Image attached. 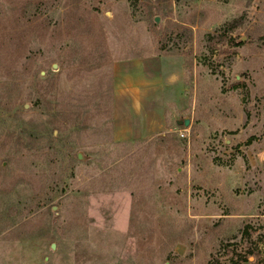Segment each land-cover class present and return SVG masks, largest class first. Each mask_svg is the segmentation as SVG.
I'll return each mask as SVG.
<instances>
[{"label": "rangeland", "instance_id": "rangeland-1", "mask_svg": "<svg viewBox=\"0 0 264 264\" xmlns=\"http://www.w3.org/2000/svg\"><path fill=\"white\" fill-rule=\"evenodd\" d=\"M263 156L264 0H0V264H264Z\"/></svg>", "mask_w": 264, "mask_h": 264}, {"label": "crops", "instance_id": "crops-1", "mask_svg": "<svg viewBox=\"0 0 264 264\" xmlns=\"http://www.w3.org/2000/svg\"><path fill=\"white\" fill-rule=\"evenodd\" d=\"M113 69L115 135L119 136L120 140L128 141L142 138L149 129L155 127L154 121L149 116L153 114V107H148L159 99L153 94L148 96L147 90L161 77L163 68L159 66L157 58L139 57L118 62L114 64ZM167 98H162L166 101L160 100L162 106L167 103Z\"/></svg>", "mask_w": 264, "mask_h": 264}, {"label": "water", "instance_id": "water-1", "mask_svg": "<svg viewBox=\"0 0 264 264\" xmlns=\"http://www.w3.org/2000/svg\"><path fill=\"white\" fill-rule=\"evenodd\" d=\"M158 21V18H155V22ZM177 124H183L184 126H188L189 120L188 119H183V120H177ZM264 158V156H263Z\"/></svg>", "mask_w": 264, "mask_h": 264}, {"label": "built area", "instance_id": "built-area-1", "mask_svg": "<svg viewBox=\"0 0 264 264\" xmlns=\"http://www.w3.org/2000/svg\"><path fill=\"white\" fill-rule=\"evenodd\" d=\"M181 136H184V134H180Z\"/></svg>", "mask_w": 264, "mask_h": 264}]
</instances>
